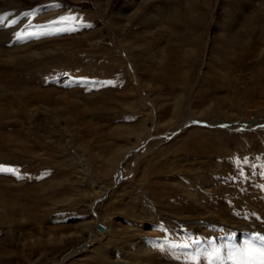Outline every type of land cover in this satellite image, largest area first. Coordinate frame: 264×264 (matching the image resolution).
Wrapping results in <instances>:
<instances>
[{"label": "rangeland", "instance_id": "rangeland-1", "mask_svg": "<svg viewBox=\"0 0 264 264\" xmlns=\"http://www.w3.org/2000/svg\"><path fill=\"white\" fill-rule=\"evenodd\" d=\"M189 1L0 0V264H264V11Z\"/></svg>", "mask_w": 264, "mask_h": 264}, {"label": "bare ground", "instance_id": "bare-ground-1", "mask_svg": "<svg viewBox=\"0 0 264 264\" xmlns=\"http://www.w3.org/2000/svg\"><path fill=\"white\" fill-rule=\"evenodd\" d=\"M3 1H5V3H9V2H11L12 0H3ZM189 2H191V1H189L188 0V2H187V4L189 3ZM264 3V2H263ZM249 4H251V6H255L256 7V11H264V9H262V7H260V6H258V3L257 2H253V1H251V0H249ZM260 4V3H259ZM257 5V6H256ZM195 9H194V6H189L188 7V9H187V12H186V17H187V19H188V23L187 24H191V23H194V25L198 22V24L199 23H201V22H199V21H201V17H197V16H195V15H193L194 14V11ZM258 15V14H257ZM260 19H259V18ZM258 17H251V19L248 21V24H247V28L248 29H250V30H253V28H255L257 25H258V22H259V20H262L263 22H264V14L263 13H261ZM177 20V19H176ZM197 24V25H198ZM192 25V24H191ZM189 26V25H188ZM246 27V26H245ZM6 30H0V36H2V35H6L7 36V33L5 32ZM5 33V34H4ZM2 39V38H1ZM4 40V39H3ZM5 43V42H4ZM2 46V45H1ZM0 46V56L1 55H6V58H7V60L8 61H12V60H14L15 58L17 59V55H14V54H12V51L11 50H7L6 48H2ZM137 46V45H136ZM140 46V45H139ZM144 51H146V49L144 50ZM31 52L32 53H34V54H32L33 56L35 55H37L38 54V52H36V50H31ZM144 54V53H143ZM31 55V54H30ZM27 56V55H26ZM29 56V55H28ZM19 63L23 66L25 63H26V59H25V55L23 56V58H21L20 60H19ZM135 65V64H134ZM10 204V203H9ZM22 212V211H21ZM13 218V217H12ZM17 219V218H16ZM15 220V219H14ZM98 225L99 224H97L96 225V227L94 226L93 227V230L91 229L90 231L92 232L91 233V235H94L95 234V232L97 231V229L99 230V227H98ZM103 229H105V230H107L106 229V227L105 226H103V228L102 229H100L101 231H103ZM139 247V246H138ZM145 248V247H144ZM143 251H145V249H143ZM146 252H147V249H146ZM146 254V253H145ZM151 260H153V257H149V261H151Z\"/></svg>", "mask_w": 264, "mask_h": 264}, {"label": "snow or ice", "instance_id": "snow-or-ice-1", "mask_svg": "<svg viewBox=\"0 0 264 264\" xmlns=\"http://www.w3.org/2000/svg\"><path fill=\"white\" fill-rule=\"evenodd\" d=\"M66 18L64 17H61L59 18V20L57 21H52L50 22V27H57V25H60L62 24L64 21H65ZM3 20L2 18H0V23H2ZM13 23H16L15 21H13ZM26 29H32L33 28V25L31 23H29L28 25L25 26ZM68 30H75L74 28L73 29H68V28H59L58 31H68ZM25 30L22 29L21 31H18L16 32L14 35H15V38L17 40H27V39H39L41 36H44V35H55V34H58V31L57 32H51V31H45V30H42V28L40 26H37V30L35 31H28L26 34H23L22 33L24 32ZM0 171H13V169H10V168H4L3 166H0ZM15 174V173H14ZM243 173L241 172V175ZM257 236V239H259L260 241L264 242V236H261L259 233L256 234ZM262 252H264V249H261Z\"/></svg>", "mask_w": 264, "mask_h": 264}, {"label": "water", "instance_id": "water-1", "mask_svg": "<svg viewBox=\"0 0 264 264\" xmlns=\"http://www.w3.org/2000/svg\"><path fill=\"white\" fill-rule=\"evenodd\" d=\"M98 227H99V229H102L103 228V225L102 224H99Z\"/></svg>", "mask_w": 264, "mask_h": 264}]
</instances>
